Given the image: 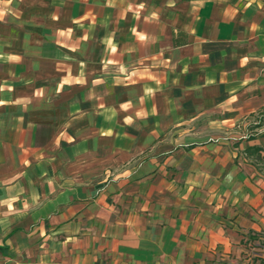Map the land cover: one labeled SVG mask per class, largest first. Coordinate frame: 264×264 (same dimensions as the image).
I'll return each mask as SVG.
<instances>
[{
  "label": "crops",
  "instance_id": "1",
  "mask_svg": "<svg viewBox=\"0 0 264 264\" xmlns=\"http://www.w3.org/2000/svg\"><path fill=\"white\" fill-rule=\"evenodd\" d=\"M263 110L264 0H0V264H264Z\"/></svg>",
  "mask_w": 264,
  "mask_h": 264
},
{
  "label": "rangeland",
  "instance_id": "2",
  "mask_svg": "<svg viewBox=\"0 0 264 264\" xmlns=\"http://www.w3.org/2000/svg\"><path fill=\"white\" fill-rule=\"evenodd\" d=\"M263 116L262 114H257L254 115L252 118H250L248 125H247V130L251 134H264V126H260L256 128V126H259L260 124L263 123Z\"/></svg>",
  "mask_w": 264,
  "mask_h": 264
},
{
  "label": "trees",
  "instance_id": "3",
  "mask_svg": "<svg viewBox=\"0 0 264 264\" xmlns=\"http://www.w3.org/2000/svg\"><path fill=\"white\" fill-rule=\"evenodd\" d=\"M260 114H262V116H263V118H264V110H263ZM260 126H264V119H263V123L260 124L259 126H256V128H258V127H260ZM249 139H252V138L250 137ZM258 151H260L258 148H247V149L245 150L246 154H247V153L251 154V153H254V152H258Z\"/></svg>",
  "mask_w": 264,
  "mask_h": 264
},
{
  "label": "built area",
  "instance_id": "4",
  "mask_svg": "<svg viewBox=\"0 0 264 264\" xmlns=\"http://www.w3.org/2000/svg\"><path fill=\"white\" fill-rule=\"evenodd\" d=\"M223 264H239V263L236 260L229 259V260L225 261Z\"/></svg>",
  "mask_w": 264,
  "mask_h": 264
}]
</instances>
